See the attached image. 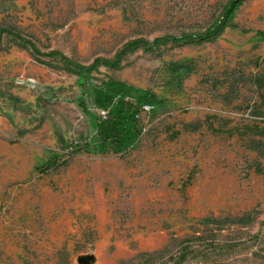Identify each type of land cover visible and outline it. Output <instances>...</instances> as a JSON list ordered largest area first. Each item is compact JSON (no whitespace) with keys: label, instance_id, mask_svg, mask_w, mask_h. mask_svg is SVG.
<instances>
[{"label":"rangeland","instance_id":"obj_1","mask_svg":"<svg viewBox=\"0 0 264 264\" xmlns=\"http://www.w3.org/2000/svg\"><path fill=\"white\" fill-rule=\"evenodd\" d=\"M227 1L0 0V29L89 64L131 40L199 34ZM234 22L212 42L138 49L92 74L96 86L149 90L163 108L140 114L124 154L81 153L45 174L35 167L64 155L62 143L94 135L84 97L61 61L1 36L0 264H264V173L248 149L264 141L250 81L264 70V0Z\"/></svg>","mask_w":264,"mask_h":264},{"label":"trees","instance_id":"obj_2","mask_svg":"<svg viewBox=\"0 0 264 264\" xmlns=\"http://www.w3.org/2000/svg\"><path fill=\"white\" fill-rule=\"evenodd\" d=\"M247 0H228L223 6L219 17L209 27L199 34H182L179 36H160L147 41L144 39H135L127 42L113 58H95L89 64H80L65 56L58 51H49L40 53L35 45L28 39L21 37L19 34L8 30L0 29V40L3 34L13 37L24 43L35 54L44 57L53 58L61 61L65 70L74 75L76 85L81 90L84 99L77 101V105L82 109L84 115L89 120L90 128L94 135L86 138L82 143H62L66 149L64 155L53 154L41 165L35 167L36 171L42 174L65 167L69 161L81 153L88 155H121L129 149L135 147L141 136L139 127V116L145 107L149 112L154 114L163 108V100L159 99L153 92L133 87L125 82L107 78L100 85L96 86L91 81V75L98 73L100 68L108 70L117 69L123 58L138 49L152 51L166 43L176 45L182 44H203L217 39L226 29H237L234 22L235 14ZM260 40L264 41V33L258 32ZM264 64V60H263ZM190 63L185 65L174 64L170 70L176 74L181 69H191ZM252 85L258 91L260 103L259 108L254 109L251 113L257 117H263L264 121V70L260 74L250 76ZM234 82L229 83L228 91H233ZM103 112L105 115H97L91 110ZM261 110V111H258ZM210 130L214 133H223L222 129H214L212 125ZM264 138V127H255ZM248 149L257 154V160L254 165L256 173L263 174L260 160L264 157V141L250 139Z\"/></svg>","mask_w":264,"mask_h":264},{"label":"built area","instance_id":"obj_3","mask_svg":"<svg viewBox=\"0 0 264 264\" xmlns=\"http://www.w3.org/2000/svg\"><path fill=\"white\" fill-rule=\"evenodd\" d=\"M144 110L149 111V108H148V107H145ZM100 115H101V116H104L105 114H104L103 112H100Z\"/></svg>","mask_w":264,"mask_h":264}]
</instances>
